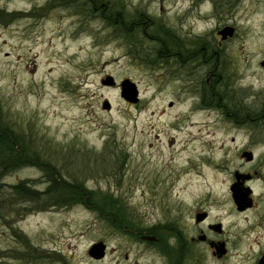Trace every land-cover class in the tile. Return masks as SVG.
<instances>
[{"label":"rangeland","instance_id":"1","mask_svg":"<svg viewBox=\"0 0 264 264\" xmlns=\"http://www.w3.org/2000/svg\"><path fill=\"white\" fill-rule=\"evenodd\" d=\"M202 1L0 0V130L12 134L0 144V264H159L164 239L153 248L139 232L165 230L194 203L207 157L264 135L225 116L249 105L232 113L262 120L264 0ZM104 3L161 19L188 46L214 45L233 85L222 107L197 86L207 66L152 62L149 41H128L97 15ZM226 25L235 30L221 39ZM107 75L115 85L101 83ZM126 78L136 103L120 96ZM51 180L89 192L66 203L57 190L42 194ZM21 182L37 197L12 187ZM99 241L105 255L93 259L87 250Z\"/></svg>","mask_w":264,"mask_h":264},{"label":"flooded vegetation","instance_id":"2","mask_svg":"<svg viewBox=\"0 0 264 264\" xmlns=\"http://www.w3.org/2000/svg\"><path fill=\"white\" fill-rule=\"evenodd\" d=\"M95 12L121 30L128 41L132 39L135 44L149 41L154 47L152 62L207 66L204 82L197 86H202L203 98L210 99L207 105L222 107L221 96L228 98L227 89L233 85L218 66L219 51L214 45L202 41L188 46L186 38L175 35L160 23L161 19L142 12L129 17L123 11H116L114 17L111 13L105 15V11ZM224 28L235 30L228 25ZM248 107L227 106L225 116L233 119L236 127L261 130L264 108L258 122L249 119V114L234 115L235 111L244 114ZM228 139L234 144L237 138ZM228 147L216 159L207 157L202 163L211 173L203 170L195 173L199 193L182 216L168 217L165 230L139 232L140 240L153 248L164 239V248H155L159 264H264V135H249L245 144L234 145L232 151ZM106 248L105 244V251Z\"/></svg>","mask_w":264,"mask_h":264},{"label":"trees","instance_id":"3","mask_svg":"<svg viewBox=\"0 0 264 264\" xmlns=\"http://www.w3.org/2000/svg\"><path fill=\"white\" fill-rule=\"evenodd\" d=\"M96 0H93L95 2ZM101 3V2H100ZM95 5V3H93ZM123 7L118 4H114L112 6L109 5V3H104L103 6H99L100 11H123ZM6 128H3L0 130V144H11L12 140V134L9 131L8 126H5ZM0 165H2V161H0ZM52 184L48 186V188L42 193H50V191L57 190L60 196V200L64 201L66 203H71L74 201H78L79 199H84L86 194L89 192L86 189L82 188L81 186H71L67 185L64 180L62 182L59 180V182H55V180H51ZM60 185V186H59ZM59 186V187H58ZM18 193H21L22 195L26 196H36L37 197V191H34L30 189L27 185H24L23 182H21L18 185L12 186ZM123 215V214H122Z\"/></svg>","mask_w":264,"mask_h":264},{"label":"water","instance_id":"4","mask_svg":"<svg viewBox=\"0 0 264 264\" xmlns=\"http://www.w3.org/2000/svg\"><path fill=\"white\" fill-rule=\"evenodd\" d=\"M232 28H224L221 31H219V34L224 38L227 35L232 34ZM264 64V63H262ZM101 83L105 85L113 86L115 85L114 79L107 75L103 80H101ZM119 90H120V96L127 102L130 103H136L139 99L138 97V89L134 82H132L129 79H123L119 83ZM103 108L108 109L109 104L107 101L103 102ZM105 253V244L102 241H99L97 243H94L90 246V248L87 250V255L90 256L93 259H101L104 257Z\"/></svg>","mask_w":264,"mask_h":264},{"label":"bare ground","instance_id":"5","mask_svg":"<svg viewBox=\"0 0 264 264\" xmlns=\"http://www.w3.org/2000/svg\"><path fill=\"white\" fill-rule=\"evenodd\" d=\"M202 2L208 4V3H209V0H204V1H202ZM204 5H205V4H204ZM207 18H208V17H205V16H199V17H198V22L204 21V20H206ZM20 64H21V61L18 62V65H19V66H20ZM13 69H14V67H13V65L11 64V66H10L9 69H8V72H9L10 75L12 74ZM13 83H14L13 81H10V82H9V86H10L11 88L13 87ZM88 95L94 96L95 93H94L93 91H88V92H84V93H83L84 98H87Z\"/></svg>","mask_w":264,"mask_h":264}]
</instances>
